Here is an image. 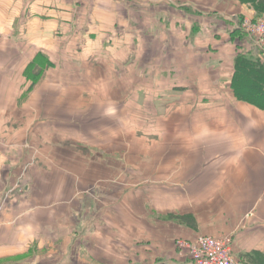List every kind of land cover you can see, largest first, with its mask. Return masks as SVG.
Wrapping results in <instances>:
<instances>
[{
    "label": "rangeland",
    "instance_id": "obj_1",
    "mask_svg": "<svg viewBox=\"0 0 264 264\" xmlns=\"http://www.w3.org/2000/svg\"><path fill=\"white\" fill-rule=\"evenodd\" d=\"M31 1L15 0L22 8L13 14L20 18ZM240 2L248 8L237 16V22L255 48L249 55L254 50L264 57L263 49L242 27L245 20L264 18V9ZM4 4L8 21L7 13L11 17L12 13ZM8 25L0 28V180L9 181L12 175L16 186L0 197V231L4 237L16 232L17 238L9 240L11 244L14 240L16 250H7L17 253L13 261H152V255L136 254L140 242L125 243L131 238L122 234L121 208L126 205L127 211L136 212L138 208L131 203L143 199L137 205L145 204L147 217L154 191L163 193L169 184L183 185L188 178L202 176L196 173L198 167L214 165L217 157L224 158L218 162L225 161L244 143L237 136L246 133L242 113L231 105L227 111L218 108L212 97L210 103L194 102L191 110L185 108L189 96L176 100L169 93L172 85L204 83L200 76L186 75L185 68L177 71L176 78L168 77L171 63L166 60L173 54L168 43L145 47L139 59L136 44H116L100 51L89 45L78 52L68 45L72 39L68 28L49 30L47 40L40 44L36 35L22 42L25 31ZM43 49L52 55L53 67L30 88L24 69L28 59ZM245 93L242 96L264 106L258 94ZM8 166L9 174L4 175L7 170L2 169ZM224 177L232 179L229 173ZM181 241L186 240L175 241L179 250Z\"/></svg>",
    "mask_w": 264,
    "mask_h": 264
},
{
    "label": "crops",
    "instance_id": "obj_2",
    "mask_svg": "<svg viewBox=\"0 0 264 264\" xmlns=\"http://www.w3.org/2000/svg\"><path fill=\"white\" fill-rule=\"evenodd\" d=\"M2 4L12 13V17L7 13L8 21H5ZM224 4H232L235 9ZM246 6L240 0H34L22 10L19 18L13 11L22 7L17 6L15 0H0V21H3L0 28L8 23L12 30H24L21 36L24 43L36 35V39L42 40L40 44H44L49 30L64 27L72 30L68 45L76 47L78 52L89 45L98 51L116 44L138 45L137 56L141 59L145 47L156 48L168 43L173 46V54L166 60L171 63L168 77L176 78L180 75L177 71L185 68L186 75L200 76L204 83L172 85L169 93L176 100H187L189 96L185 108L191 110L194 102L210 103L212 97L218 108L227 111L231 105L242 113L246 133L237 136L244 143L222 163L218 162L222 157H217L220 164L214 161V165L198 167L196 173L202 176L190 181L188 178L183 185L180 182L169 184L170 188L163 193L154 191L151 213L147 212L153 215L152 219L145 216L144 203L137 205L143 199L131 203L138 208L136 212L131 211L132 216H129L130 208L125 209L126 205L121 208L122 234L131 238L125 243L140 242L136 245V254L153 256L146 264H191L186 249L179 250L175 241H195L201 236L229 237L235 259L243 264H264V107L235 96L231 88L237 52L243 48L248 52L255 49L252 40L249 39V48V43L240 36L242 30L237 31L240 28L237 16L245 13ZM249 57L264 62L263 55L254 50ZM204 93L208 95L203 96ZM192 94L194 101L190 99ZM2 170H7L3 173L7 175L10 166ZM227 173L232 179L224 177ZM9 179L0 180V197L6 190L15 189L12 175ZM16 238L14 230L5 237L0 231V264H21L13 261L17 253L7 251L16 250L14 240L9 243Z\"/></svg>",
    "mask_w": 264,
    "mask_h": 264
},
{
    "label": "trees",
    "instance_id": "obj_3",
    "mask_svg": "<svg viewBox=\"0 0 264 264\" xmlns=\"http://www.w3.org/2000/svg\"><path fill=\"white\" fill-rule=\"evenodd\" d=\"M241 1L255 4V7L264 9V0ZM237 31L240 32V28ZM245 35L242 33L240 36L243 38L242 41H246L247 43L248 38ZM249 54L250 53L245 51L244 48L237 52L234 59V75L231 81V88L235 96L248 102L257 104L260 107H264L261 106L259 102L242 96L243 92H247L248 94L252 95L258 94L257 96L260 97L264 102V65L260 64L259 61L252 60L248 56ZM51 67H53V63L50 57H48V55L44 52L37 51V53L31 57L24 69V73L26 74L24 78L30 82V88H33L39 84V82L45 77L46 72L51 69ZM248 69L251 71H248ZM240 75H243L245 79L240 78ZM25 91L29 92L28 90Z\"/></svg>",
    "mask_w": 264,
    "mask_h": 264
},
{
    "label": "built area",
    "instance_id": "obj_4",
    "mask_svg": "<svg viewBox=\"0 0 264 264\" xmlns=\"http://www.w3.org/2000/svg\"><path fill=\"white\" fill-rule=\"evenodd\" d=\"M244 31L264 51V18L243 21ZM229 237L201 236L195 241H181L179 246L186 249L191 264H243L235 259L230 249Z\"/></svg>",
    "mask_w": 264,
    "mask_h": 264
}]
</instances>
